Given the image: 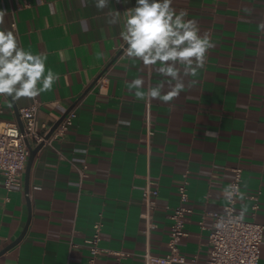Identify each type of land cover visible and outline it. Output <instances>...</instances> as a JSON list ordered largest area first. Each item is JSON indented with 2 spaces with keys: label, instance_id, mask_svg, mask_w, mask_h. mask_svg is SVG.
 <instances>
[{
  "label": "crops",
  "instance_id": "0c3cea01",
  "mask_svg": "<svg viewBox=\"0 0 264 264\" xmlns=\"http://www.w3.org/2000/svg\"><path fill=\"white\" fill-rule=\"evenodd\" d=\"M135 6L136 0H110L103 10L94 0H0V29L13 31L25 51L43 54L59 75L37 96L39 131L49 132L76 103L78 116L36 155L28 177L27 163L21 187L7 193L0 174V264H91L86 242L98 222L108 252L94 264H116V253L126 255L123 264H143L147 252L163 257L185 175L193 214L180 251L190 263L207 264L212 217L224 214L236 169L237 209L264 225V0H173L215 47L170 102L148 92L163 84L166 93L175 81L159 65L126 56L120 33ZM101 76L105 84L92 87ZM135 79L144 80L143 98L130 86ZM32 102L0 96V123H18L16 111ZM148 183L159 190L149 235Z\"/></svg>",
  "mask_w": 264,
  "mask_h": 264
},
{
  "label": "clouds",
  "instance_id": "9594fccd",
  "mask_svg": "<svg viewBox=\"0 0 264 264\" xmlns=\"http://www.w3.org/2000/svg\"><path fill=\"white\" fill-rule=\"evenodd\" d=\"M109 2L94 0L100 10ZM172 5L173 0H136V6L125 12L120 33L127 45V57L138 59L145 66L159 65L158 72L175 81L166 93H163V84L149 90L148 95L163 102L173 101L180 95L185 87L183 77L194 76L204 68L209 51L215 47L207 33L200 34L196 21L186 20V12H177ZM58 80L59 75L46 67L43 54L25 51L13 31L0 29V96L13 101L34 98L51 90ZM130 86L137 89V97L143 98V79L133 80ZM246 211L245 208L241 212L240 219Z\"/></svg>",
  "mask_w": 264,
  "mask_h": 264
},
{
  "label": "built area",
  "instance_id": "2783aa9c",
  "mask_svg": "<svg viewBox=\"0 0 264 264\" xmlns=\"http://www.w3.org/2000/svg\"><path fill=\"white\" fill-rule=\"evenodd\" d=\"M19 1V0H11ZM28 6V5H27ZM16 28V23H13ZM103 76V75H102ZM100 77L98 84L103 86L106 82ZM40 103L37 97L33 98L30 106L21 109L19 112L23 123V131L17 122L0 123V174L4 176V188L7 193H12L17 187L22 186L23 173L29 161L30 149L26 142L34 149L43 144V149L53 146L55 141L62 139L77 119V109L71 110L59 125L53 135L47 139L49 132L39 131L38 118ZM153 136L150 119L147 121V139ZM235 176L226 192L227 204L224 207V214L213 215V226L209 240V255L207 264H259L261 258V246L264 238V225L240 219L241 210L237 209L239 197L241 196V170L234 171ZM187 175L184 176V183L179 188L181 205L175 208L171 214V232L168 243L169 252L163 257H157L147 252L143 258V264H196L191 263L180 251V243L187 236L186 224L192 210L186 207L189 201ZM229 193L231 195H229ZM159 190L152 183H148L143 194V201L147 208L145 218L147 220V235L156 228L151 218V211L156 206V199ZM223 221V224L220 222ZM217 225H220L219 227ZM102 222L94 226V236L86 242L90 251L91 264H94L97 257L107 254L102 249ZM116 264H123L124 253H116Z\"/></svg>",
  "mask_w": 264,
  "mask_h": 264
},
{
  "label": "water",
  "instance_id": "95a60500",
  "mask_svg": "<svg viewBox=\"0 0 264 264\" xmlns=\"http://www.w3.org/2000/svg\"><path fill=\"white\" fill-rule=\"evenodd\" d=\"M127 47V46H126ZM105 73V72H104ZM100 78V77H99ZM98 81V80H97ZM97 81L92 85V87L97 83ZM77 105V103L69 110L67 111V113H65V115L53 126V128L49 131V134L47 135V139H49L53 133L56 131V129L59 127V125L63 122V120L65 119V117L68 115V113L73 110V108ZM16 115H17V121L18 124L20 126L21 131H23V123L21 121L20 115H19V111H16ZM27 146L29 147L31 153H30V157H29V161H28V166H27V177L29 175L30 169L32 167L33 161L36 157V155L43 149V144L38 146L37 148H32L29 144V142H26ZM28 179V178H27ZM27 179H26V188H27ZM26 231L17 239V241H15L10 247H8L6 250H8L9 248L17 245L25 236ZM5 252V251H4Z\"/></svg>",
  "mask_w": 264,
  "mask_h": 264
}]
</instances>
